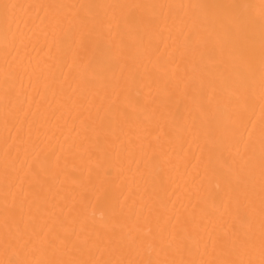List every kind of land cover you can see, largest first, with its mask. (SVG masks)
<instances>
[{"label": "bare ground", "instance_id": "6f19581e", "mask_svg": "<svg viewBox=\"0 0 264 264\" xmlns=\"http://www.w3.org/2000/svg\"><path fill=\"white\" fill-rule=\"evenodd\" d=\"M0 264H264V0H0Z\"/></svg>", "mask_w": 264, "mask_h": 264}]
</instances>
